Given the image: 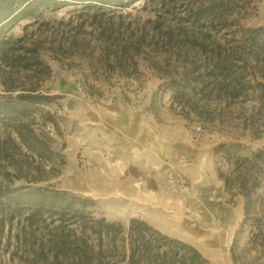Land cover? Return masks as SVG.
I'll list each match as a JSON object with an SVG mask.
<instances>
[{
  "label": "rangeland",
  "instance_id": "obj_1",
  "mask_svg": "<svg viewBox=\"0 0 264 264\" xmlns=\"http://www.w3.org/2000/svg\"><path fill=\"white\" fill-rule=\"evenodd\" d=\"M127 1L128 8L119 11L124 17H153L151 0ZM81 7L45 2L33 15L0 31L1 36H24L28 44L39 45L40 58L51 70L41 89L57 96L26 116L0 117V157L1 152L10 155L0 161L6 172L20 176L11 187L89 198L96 216L123 225L139 218L192 245L210 264H233L234 240L237 264H264L249 242L250 224L240 229L243 198L226 193L218 177L228 173L230 165L215 151L220 145L237 146L238 155L264 150V110L258 112L252 103H210L202 117L186 116L164 89L166 80L146 61L138 59V74L131 78L103 73L100 62L94 61L98 50L93 13L81 12ZM239 22L264 27V0H249ZM74 36L82 40L79 55L69 49ZM13 77L19 78L17 86L28 85L24 75ZM1 90L3 102L9 95ZM21 125L46 144L42 158L23 147L13 149V142H19L14 129ZM256 197L264 216V164ZM23 225L18 219L5 221L2 244L10 245L1 252L3 264L18 263L22 249L14 247L15 240L29 236ZM10 254L17 255L13 263Z\"/></svg>",
  "mask_w": 264,
  "mask_h": 264
},
{
  "label": "trees",
  "instance_id": "obj_2",
  "mask_svg": "<svg viewBox=\"0 0 264 264\" xmlns=\"http://www.w3.org/2000/svg\"><path fill=\"white\" fill-rule=\"evenodd\" d=\"M45 2L55 7L82 5L81 12L93 13L98 50L94 61L100 62L103 73L131 78L138 74V59L146 61L166 80L164 89L183 115L202 117L210 103L224 107L252 103L258 112L264 110V27L239 22L249 0H151L153 17L143 21L119 13L128 8L127 0H0V31L33 15ZM81 42L76 36L70 40L73 55L80 54ZM40 49L24 36L0 35V88L9 95L0 102V117H23L31 108L57 99L41 89L51 70L40 58ZM14 75H24L28 85L17 86L19 78ZM14 133L19 142H13V149L23 147L39 158L48 151L26 125ZM236 147L220 145L215 150L230 165L228 173L218 177L226 193L243 198L240 229L250 224L249 242L264 257V216L256 197L264 150L238 155ZM1 153V159L10 157ZM5 167L0 161V264L1 252L10 245L2 244L3 227L14 219L24 222L29 236L16 238L14 247L22 254H10V263L16 255L17 264H210L192 245L139 218L123 225L96 216L89 198L28 186L12 188L13 179L20 176ZM235 243L230 250L233 264Z\"/></svg>",
  "mask_w": 264,
  "mask_h": 264
},
{
  "label": "bare ground",
  "instance_id": "obj_3",
  "mask_svg": "<svg viewBox=\"0 0 264 264\" xmlns=\"http://www.w3.org/2000/svg\"><path fill=\"white\" fill-rule=\"evenodd\" d=\"M152 207V206H151Z\"/></svg>",
  "mask_w": 264,
  "mask_h": 264
}]
</instances>
